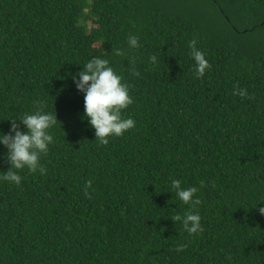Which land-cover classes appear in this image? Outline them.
<instances>
[{"label": "trees", "instance_id": "1", "mask_svg": "<svg viewBox=\"0 0 264 264\" xmlns=\"http://www.w3.org/2000/svg\"><path fill=\"white\" fill-rule=\"evenodd\" d=\"M94 57L133 99L135 127L107 145L71 78ZM37 102L54 143L43 174L0 180V264H264V0H0V131Z\"/></svg>", "mask_w": 264, "mask_h": 264}, {"label": "clouds", "instance_id": "2", "mask_svg": "<svg viewBox=\"0 0 264 264\" xmlns=\"http://www.w3.org/2000/svg\"><path fill=\"white\" fill-rule=\"evenodd\" d=\"M128 45L133 49L138 47V37L129 36ZM190 47L195 73L198 77H203L211 65L205 54L196 47L195 40L191 41ZM71 78L76 90L84 96L82 119L94 129L95 140L98 139L100 143L107 145L110 138L123 136L135 127V120L131 117L125 118L122 114L133 103L129 88L122 83L121 76L110 66L108 59L100 57L89 59L82 70ZM236 94L245 96L246 90H240ZM9 121L11 122L9 131H0V146L7 150L6 159L9 164L7 172H0V180L20 185L23 179L20 175L22 170L27 169L30 172L39 170L44 173L40 158L48 153L49 146L54 143L52 130L58 123L57 114L56 111L55 114L44 111L43 106L37 102L35 112L25 113L21 118ZM172 186L184 204L192 206L200 204V200L196 198L198 192L196 187L183 188L178 180H173ZM89 187L91 181L87 182L86 188ZM258 211L260 215H264V208H259ZM177 219L182 221L183 228L189 235L203 231L202 218L198 212L190 211ZM179 251H182V247L177 249V252Z\"/></svg>", "mask_w": 264, "mask_h": 264}]
</instances>
